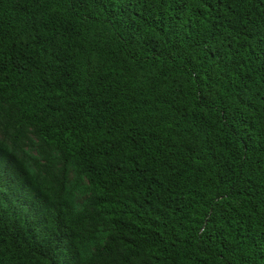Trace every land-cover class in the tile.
<instances>
[{
	"label": "trees",
	"instance_id": "obj_1",
	"mask_svg": "<svg viewBox=\"0 0 264 264\" xmlns=\"http://www.w3.org/2000/svg\"><path fill=\"white\" fill-rule=\"evenodd\" d=\"M0 264H264V0H0Z\"/></svg>",
	"mask_w": 264,
	"mask_h": 264
}]
</instances>
